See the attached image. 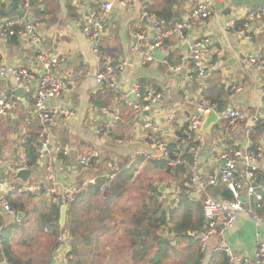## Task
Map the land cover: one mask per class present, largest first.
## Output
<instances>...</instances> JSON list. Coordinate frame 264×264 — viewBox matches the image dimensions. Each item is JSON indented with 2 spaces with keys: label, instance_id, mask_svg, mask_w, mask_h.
Instances as JSON below:
<instances>
[{
  "label": "crops",
  "instance_id": "0c3cea01",
  "mask_svg": "<svg viewBox=\"0 0 264 264\" xmlns=\"http://www.w3.org/2000/svg\"><path fill=\"white\" fill-rule=\"evenodd\" d=\"M1 1L3 6L0 11L8 16L0 14V22L20 15L18 0L14 10L13 0ZM110 1L113 0H35L32 17L41 21L36 42L31 43L21 37L0 41L1 59L8 68L21 67L38 71L41 66L37 55L40 50H45L66 58L59 73L69 72L75 75L74 83L54 102L72 109L75 114L56 127L53 134L57 142L71 150L69 157L58 159L57 170L62 184L68 188L74 185L85 187L75 203L79 224L86 207L94 205L92 195L88 194L92 185L87 183L91 178L113 164L123 162V165H133L152 160L150 155L153 149L144 143L145 119L119 101L120 92L131 91L134 85H139L143 94L152 90L161 93L160 102L150 110L148 118L157 121L161 135L174 153H178L184 146L182 139L187 131L186 118L197 112L198 104L204 99L215 105L214 111L219 115V121L209 132H204L201 127L196 135L202 146L199 168L203 175L220 169L222 162L216 158L224 149L264 152V65L252 66L245 61L247 55H260L264 61V0H237L216 4L210 19L194 22L185 30L184 37L172 36L166 41L161 49L165 55L163 61L154 58V61L147 64H140L139 57L132 52V48L139 46L147 50L153 44L152 17H157L169 29L186 21L190 12L207 0H126L127 6L113 2L112 13L102 37L100 54H96L82 32V25L89 14ZM143 7H146L149 17L144 14ZM232 20L236 21L234 27L229 26ZM140 34L144 36L143 39L138 37ZM198 43L203 44L202 54L207 66V75L203 78L199 76L193 62L182 61L183 57L189 56L190 47ZM107 59L126 64L117 80L116 91L98 84L94 79L103 70ZM19 87L21 86L15 77L9 74L0 81V95L7 91L15 93ZM233 88L239 91L232 92ZM101 108L111 109L119 118L114 126L106 129L107 134L101 130L109 122V117L101 118ZM236 108L243 113L245 119L235 131H229L225 114ZM254 113L260 115V122L254 133L249 134L248 127ZM171 114H174V118L169 117ZM38 129V122L33 117L32 96L26 90L24 99L17 97L15 110L7 117L0 116V171L7 177L10 178L11 169L22 164L20 155L24 152V144L30 136L38 134ZM88 151H96L101 157L90 174L80 177L81 172L75 156ZM255 168L259 175L264 176V158L255 164ZM33 172L32 180H35L34 176L42 171ZM146 172L152 176V180H148L151 187L144 188L143 201L146 204L150 200L161 205L167 204L174 209L180 201V188L189 178V170L187 175L179 178L174 177L173 171L167 174L157 168ZM244 172L245 166L240 165L239 176ZM163 185L164 192H160ZM218 188L226 189L224 185H219L210 190V193L219 195L216 191ZM120 197L112 196L110 199L117 203L115 207L125 202L126 197ZM35 198L41 199L43 203L37 201L28 205L22 204V210L14 207L18 211V219L1 217L4 242L6 235L9 236V258L13 259L10 260L14 264L16 261L19 264H62L64 244L59 242L61 236L71 249L76 247L84 252L89 243L86 242L84 234L80 233V229L79 237L72 236L67 224L64 227L61 223V211L60 219L58 223H53V228L48 221L53 207L43 198ZM16 199L13 203H17ZM38 205L43 209L39 210L40 217V212L36 210ZM34 211L38 212V219L33 216ZM113 218L131 226L126 217L124 219L110 215L107 223L104 216H98L95 223L99 228L95 229L94 226V230H98V241L102 239L101 225L114 226ZM36 220L41 231L63 230L49 249L45 248L44 237H38L35 229L31 231V223ZM118 227L119 225L113 234L115 231L121 232ZM258 240H264V216L256 221L240 214L235 225L226 229L211 245L212 249L203 256L202 264H227L225 255L215 250L222 242L236 252L253 255ZM54 246L58 248L54 250ZM44 252L46 255L42 260ZM25 255L26 259L23 261ZM86 259V255H83L82 260L85 262Z\"/></svg>",
  "mask_w": 264,
  "mask_h": 264
},
{
  "label": "built area",
  "instance_id": "2783aa9c",
  "mask_svg": "<svg viewBox=\"0 0 264 264\" xmlns=\"http://www.w3.org/2000/svg\"><path fill=\"white\" fill-rule=\"evenodd\" d=\"M227 1L237 0H207L193 9L187 20L178 23L172 28H165L161 21L153 16L151 29L154 32L153 44L147 50L134 46L132 52L139 57L140 64H147L154 61V51L162 49L166 41L172 36L184 37L185 30L194 22L208 20L214 13L215 5ZM20 15L14 18H6L0 22V41L16 37L25 38L31 43L37 40V30L41 27V21L32 17L35 0H18ZM113 2L127 6L126 0H113L104 3L97 11L89 14L82 25V32L88 38L94 53L100 54L101 41L113 9ZM144 14L149 17L146 7H143ZM264 12V10H263ZM236 21L232 20L229 26L234 27ZM246 35L245 32H241ZM143 39L142 34L138 35ZM203 44L198 43L190 47L189 56L182 58L183 62H193L201 78L207 75V66L204 64ZM2 51L0 49V81L6 79L10 74L15 77L19 85L27 90L33 100V117L38 122L37 153L38 159L33 167L28 166V157L24 152L20 155L22 164L10 170V178L0 171V264H14L7 252L4 243V228L1 225V217L8 216L18 219V211L13 206L16 197L32 195L43 198L52 206L66 209L67 213L75 205L78 196L83 192L84 186L74 185L65 187L60 179L57 170L58 159L71 155L68 147L62 146L56 141L53 131L64 120L70 119L75 112L60 104H54L61 98L63 93L74 83L73 73H59L66 58L62 55H54L45 50H40L37 60L41 66L38 71H30L26 68H8L2 62ZM247 64L252 66L264 65L260 55H247ZM126 64L106 60L103 70L95 75L94 79L98 84L107 86L108 89L117 90V80L124 71ZM237 92L239 89H232ZM162 98L161 93L152 90L143 94L139 85L129 92H120L119 101L129 106L138 116H144L146 135L144 143L153 149L150 158L154 161L164 162L174 171L177 168L189 170L188 180L180 188L179 195H186L191 202L201 201L203 204L204 220L200 228L190 230L188 236L194 241L201 255L205 256L212 249L211 241L220 237L226 229L232 228L240 214H245L258 221L264 216V176L256 171L255 164L264 158L263 151H250L239 148L224 149L216 158L222 162L218 171L203 175L199 165L201 162L202 146L199 144L196 135L201 131L203 122L209 112L215 110V105L207 99L202 100L194 115L186 118V133L183 140V148L174 153L170 144L161 135L160 127L156 120L144 115L150 112ZM17 96L13 91H7L0 95V116L7 117L16 108ZM99 114L109 117L103 131L107 134L108 128L114 126L119 118L109 108L99 109ZM260 115H251V125L248 133H254L260 122ZM169 117L174 118V114ZM228 120V130L235 131L239 124L245 119L239 109H231L225 114ZM100 154L96 151L80 152L75 156L77 166L82 173H91ZM240 165L245 166V172L239 176ZM132 166L131 163L120 166L113 164L95 177L91 178L87 185L97 186L98 192L106 194L114 187V182L124 169ZM23 169L31 170L28 182L22 183L15 180V176ZM42 171L34 176L33 171ZM100 181V183H99ZM224 185L230 197L212 195L210 190ZM196 196V197H195ZM178 205V204H177ZM59 242L64 244L62 264H75V257L71 248L63 236ZM226 257L227 264H264V240H258L253 255H246L234 251L225 242L219 244L216 249Z\"/></svg>",
  "mask_w": 264,
  "mask_h": 264
},
{
  "label": "rangeland",
  "instance_id": "374dc122",
  "mask_svg": "<svg viewBox=\"0 0 264 264\" xmlns=\"http://www.w3.org/2000/svg\"><path fill=\"white\" fill-rule=\"evenodd\" d=\"M123 164L125 163H119L120 166H123ZM133 166V178L126 184L124 191L120 192L122 195L120 199L126 197L125 202L121 206L117 205V207H115L117 203L110 201L112 197L111 194L96 192L91 198V200L94 202V205L86 207L84 212L81 214L82 222L79 227L80 233L84 234L86 242L89 243V246L84 249L87 258L85 261L86 264H150L149 260L154 255L155 251V240L149 239L147 241V248L151 249L152 245V249L150 253L145 254L146 257L143 258L141 255V257L138 256L134 258L132 249H130L132 238L128 234L132 233V217L138 211L139 208L137 207L143 204L144 188H147V182L148 184H151L148 180H152L150 178L152 176H149V173L146 171H150L154 168V166L150 160L145 162L141 161L139 164H133L132 167ZM87 175V173L81 172L80 177H85ZM15 201L18 204L27 205L36 203L37 201L38 203H43L41 199H36L32 195L17 198ZM162 205H164V208L166 209H169L170 207V205L167 204ZM39 206L41 207V205H38V209L36 210H43L42 208H39ZM39 212L40 217L41 211ZM110 215L115 217H123L124 219L126 217L128 220L127 222L131 224V226L122 224L121 222L116 221V218H113L114 226L110 224H105L104 226L103 224L101 225L100 233H102V239L98 241L96 236L98 230H94V226L95 229L99 228V226L95 223L96 217L104 216V219L108 223L107 220ZM29 216H31L30 213ZM33 216L38 219V212L34 211ZM37 221L38 220L31 223V231L35 229V233H38V237H44V241H46L45 248L49 249L57 241V237L62 234L63 230L52 229L49 232L41 231L40 227H38ZM117 225H119L118 228L121 229V232L119 233L115 231L114 235L113 231ZM126 227H128L127 230ZM55 228H57V226H55ZM171 229L172 224L167 227L160 228L156 233L158 237L169 239L171 243L170 248L166 249V251H168V256L165 257L161 262H158V264H198L201 253L199 252L194 241L190 238L179 235L176 236V233L171 232ZM125 230L126 232H124ZM27 234L28 233L26 232V235ZM216 240L217 237L211 241V244L213 245ZM137 249L138 252H142L143 254V251H141L140 248ZM43 254L44 256L42 260L45 258L46 252ZM24 259H26V255L23 257V261Z\"/></svg>",
  "mask_w": 264,
  "mask_h": 264
},
{
  "label": "trees",
  "instance_id": "16d2710c",
  "mask_svg": "<svg viewBox=\"0 0 264 264\" xmlns=\"http://www.w3.org/2000/svg\"><path fill=\"white\" fill-rule=\"evenodd\" d=\"M37 138L38 135L30 136L24 144V148L28 157L29 167H33L38 159V153L36 149ZM150 162L152 163L154 168L163 170L167 174L171 172V169L164 162L152 160H150ZM133 172L134 166H131L130 168L124 169L120 174H118L114 182V188L110 192H108V194H111L115 197L122 196L120 192L124 191V189L126 188V184L133 178ZM173 172H175L174 177L177 176L178 178L187 175V170L185 168H177ZM149 187H151V184H147V188ZM89 188V195L93 196L94 193L98 192L97 186H90ZM155 191L159 193L158 190ZM216 191L220 193L219 195L221 196H225L227 198L230 197L229 192L226 189L218 188ZM179 198L180 201L174 209H172L171 207H169V209H166L160 203H153V201L151 200L147 204L146 201H143V204L137 207L139 209L132 217V233H127L132 238L130 249H132L134 258L138 256L141 257V255L144 258L146 257V253H150L152 245L151 249L147 248L148 246L146 245L149 239L155 240V251L154 255L149 260L150 264H158V262H161L165 257L168 256V251H166V249L170 248L171 243L169 239H164L156 235L160 228H164L172 224L171 232H175L176 236L179 235L182 237L190 238L188 236V232L190 230L201 227L204 220L203 204L201 203V201L191 202L190 199L183 194L179 195ZM13 206L16 208L19 207L21 210L24 208V205L17 203H13ZM76 207L77 205H74L70 210L69 219L68 221H66V224L70 234L72 236L79 237L78 233L80 224L78 218V208ZM51 211L52 212L50 215V219L48 221L51 222V225L54 228L53 223H58L60 219V210L57 207H53ZM8 238L9 236L6 235L4 243L6 246V252L8 256H10L9 247L7 245L9 241ZM57 248V246H54V250H56ZM137 248H140L141 251H143V254L142 252H138ZM71 253L75 257V264H86L82 260V256L86 255V253L78 250L76 247H72ZM202 259L203 255H200L198 264H202ZM15 263L19 264L17 263V261Z\"/></svg>",
  "mask_w": 264,
  "mask_h": 264
},
{
  "label": "water",
  "instance_id": "95a60500",
  "mask_svg": "<svg viewBox=\"0 0 264 264\" xmlns=\"http://www.w3.org/2000/svg\"><path fill=\"white\" fill-rule=\"evenodd\" d=\"M13 1H14V7H13V10H14L16 8V6L18 5V3H17V0H13ZM1 6H3V3L0 0V7ZM0 14L8 16V14L2 13L1 11H0ZM154 57L158 61H163L164 58H165V55L161 52V49H157L154 52ZM25 92L26 91H25L24 88L19 87V88L16 89L15 95L18 98L24 99L25 98ZM144 115L149 116V113L146 112ZM142 117H144V116H142ZM219 119H220L219 115L214 110H212L206 116V118H205V120L203 122V125H202V130L204 132H209L210 129L213 127V125H215L219 121ZM30 176H31V170L23 169L15 176V180H20L22 183H26V182L29 181ZM164 189H165V187L163 185V187L160 189V192H164ZM66 215H67L66 209H64V208L61 209V223H62L63 226H65V224H66Z\"/></svg>",
  "mask_w": 264,
  "mask_h": 264
}]
</instances>
